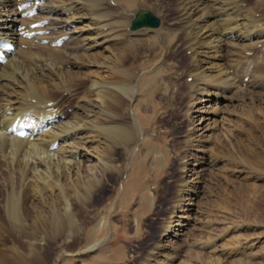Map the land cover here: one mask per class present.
Listing matches in <instances>:
<instances>
[{"label": "bare ground", "instance_id": "1", "mask_svg": "<svg viewBox=\"0 0 264 264\" xmlns=\"http://www.w3.org/2000/svg\"><path fill=\"white\" fill-rule=\"evenodd\" d=\"M242 3L177 0L170 18L158 0H0L1 34L16 45L0 60V264H57L64 255L95 251L110 212L100 211L99 204L123 177L122 213L134 200L135 217L157 216L161 208L153 209V202L172 194V208L183 216L189 207L178 204L191 200L193 191L176 178L180 171H171V185L157 188L159 196L151 199L145 153L139 152L132 169L125 161L152 125L154 112L151 94L141 92L146 72L135 71L133 63L143 57V65L156 61L160 70L171 65L167 58L175 49L192 52L185 77L193 84L184 82L189 108L197 95L214 102L237 94L264 100V0L245 8ZM140 10L158 16L161 26L159 20L158 26L129 31ZM259 43L261 55L255 51ZM238 55H247L249 66L233 64ZM143 103L151 106V111L144 109L146 115L139 113ZM254 126L248 124L246 132L252 139ZM146 154L154 177L170 163L160 146L149 147ZM171 186L176 190L171 192ZM177 223L181 227L183 221ZM132 227L137 236L141 226L136 219ZM167 228L164 223L153 231L150 245L156 252L138 264H257L242 256L225 263L213 256L212 239L201 241L199 235L191 237L199 250L185 251L181 258L179 250L167 252L160 245ZM142 242L137 240L136 247L145 246ZM205 247L212 250L205 253ZM56 250L58 258L50 261Z\"/></svg>", "mask_w": 264, "mask_h": 264}, {"label": "rangeland", "instance_id": "2", "mask_svg": "<svg viewBox=\"0 0 264 264\" xmlns=\"http://www.w3.org/2000/svg\"><path fill=\"white\" fill-rule=\"evenodd\" d=\"M253 1L243 0V8ZM158 2L166 7L170 18L174 16L172 6L177 0ZM141 8L143 7L137 10ZM159 20L161 26L162 21L160 18ZM131 21L129 31H133L130 28ZM259 44L255 51L261 55V43ZM32 48L35 49L34 46ZM192 54L183 48L175 49L167 58L171 65H165L160 70H155L158 65L156 61L150 63L153 66L151 70L150 64L143 65V57L138 58L136 63L129 62V65L133 63L135 71L142 69L146 72L141 80V92L151 94L154 112L152 125L147 127L141 141L127 152L125 160L129 170L138 159L139 152L145 153L142 160L148 164V173L151 175L147 181L151 199L159 196L157 188L165 184L171 185V171H180L175 173L176 178L182 177L193 193L191 200L186 197L178 205L189 209L180 217L182 211L172 208L170 194L167 200L162 198L159 203L153 202V209L157 206L161 208L157 216L151 212L135 217L133 212L138 201L134 200L128 210L124 208L127 214L122 213L120 197L125 195L123 186L126 183L123 177L117 182L114 191L106 195L99 204L100 211L101 208L110 209L107 223L103 220L98 223L102 227L104 222L106 227L101 235V245L93 252H75L64 255L61 259L58 258L59 250H56L51 254L50 261L58 258L57 264H131L133 261L138 264L142 258L156 252L150 245V238L153 231L165 223L168 228L163 232L160 245H164L162 249H167V252L179 250L181 258L185 257V251L199 250L201 246L191 240L193 235H199L201 241L212 239L208 243L215 245L213 256L220 255L225 263L242 256L247 261L264 264V166L259 164L264 161V100L256 97L252 101L237 94L232 100L221 99L214 102L213 98L197 95L195 104L189 108L186 98L187 86H192L193 81L191 82V77L185 76L189 70L188 57ZM247 57H233L236 58L233 64L238 62L244 65L245 61L246 66H249L245 60ZM226 62L221 61L223 65ZM186 79L187 86L184 85V82L187 83ZM238 97L240 99L236 100ZM214 107H217L215 111ZM144 109L151 111V106L143 103L139 113L146 115ZM67 119L75 121L74 118ZM247 123L256 125L253 130L255 141L246 136ZM258 123H262L261 126H257ZM193 145L195 147H192ZM157 146L167 152V160H170V163H165L159 174L154 177L151 155L146 152L149 147ZM181 149L183 150L180 155ZM180 163H185L186 167L182 169ZM138 174L131 179L133 182H136ZM172 190H176V187L171 186V192ZM160 196L164 197L163 194ZM135 219L141 226L137 236L132 227ZM178 220L183 221L181 227L176 225ZM174 229L176 232H173ZM139 239L143 240L142 244L145 246L136 247V241ZM201 249L205 253L212 250L208 247Z\"/></svg>", "mask_w": 264, "mask_h": 264}, {"label": "water", "instance_id": "3", "mask_svg": "<svg viewBox=\"0 0 264 264\" xmlns=\"http://www.w3.org/2000/svg\"><path fill=\"white\" fill-rule=\"evenodd\" d=\"M158 26L159 19L155 17L151 12L146 10H140L134 20L132 21V28L140 26Z\"/></svg>", "mask_w": 264, "mask_h": 264}]
</instances>
